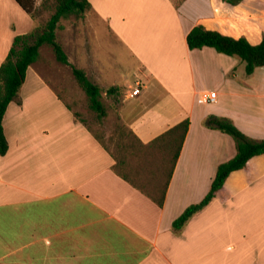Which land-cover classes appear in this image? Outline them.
I'll list each match as a JSON object with an SVG mask.
<instances>
[{
  "label": "crops",
  "instance_id": "1",
  "mask_svg": "<svg viewBox=\"0 0 264 264\" xmlns=\"http://www.w3.org/2000/svg\"><path fill=\"white\" fill-rule=\"evenodd\" d=\"M89 1L92 8L87 12L95 19L101 14L114 16L110 0ZM158 1L168 17L153 24L164 23V33L149 35L155 27L143 39L121 34L139 57L143 79L136 74L134 85L100 84L104 71L87 47L81 68L104 90L123 89L110 98L118 100L121 120L145 144L189 119L163 206L114 170V157L76 119L73 105L49 80V61L40 48V60L28 68L3 121L9 148L0 154V264H264V225L253 229L250 222L241 223L236 209L254 184H264V165L257 163L264 155L232 174L217 197L182 229L173 227L175 219L208 193L218 166L237 153L229 134L208 127L207 118L227 117L240 129L247 127V120H256L255 114L243 112L254 106L252 94L227 86L236 60L211 47L191 50L187 35L203 24L257 44L264 30L260 23L246 20L251 16L237 13L239 4L185 0L176 9L173 0ZM125 18L115 15L117 22ZM40 25L16 0H0V66L14 37ZM214 69L220 79L211 74ZM137 82L140 93L134 96ZM216 90L217 100L208 101ZM257 110H262L255 116L263 124L264 102Z\"/></svg>",
  "mask_w": 264,
  "mask_h": 264
},
{
  "label": "trees",
  "instance_id": "2",
  "mask_svg": "<svg viewBox=\"0 0 264 264\" xmlns=\"http://www.w3.org/2000/svg\"><path fill=\"white\" fill-rule=\"evenodd\" d=\"M224 1L238 5L243 0ZM16 2L28 14L36 18V0H16ZM91 8L92 5L89 0H54V9L45 24L36 27L29 33L14 37L10 51L0 66L1 155L6 154L9 148L3 125L4 116L9 104L16 99L24 84L28 68L40 60V48L42 46L51 47L56 60L61 64L70 66L78 85L88 97L89 107L96 112L100 120L108 114L102 100L103 94L118 96L123 93V89L119 86H111L104 90L99 84L92 81L84 68L78 67L70 61L68 53L57 39V30L61 29L60 22L62 20H67L72 16H82ZM187 43L191 50L211 47L218 53L240 58L246 63L247 74H252L257 68L264 66V36L259 43L253 44L245 36L226 35L217 30L208 29L203 24H198L188 33ZM67 106L71 108L69 104ZM74 115L77 120L86 125L85 121L79 118L80 114L77 111H74ZM119 119L121 120L120 116ZM189 123V119H185L147 144L140 141L125 123H121L116 130V134L119 133L117 145L120 151L117 150L116 152L111 150L104 138L86 126L114 157V170L134 187L153 199L159 206H163L172 170L179 156ZM206 125L232 136L236 143L237 153L233 158L218 166L216 176L205 197L200 202L190 205L175 219L173 227L176 231L182 229L196 213L217 197L218 192L225 186L232 174L245 169L253 158L264 155V138L250 137L231 119L211 115L207 118ZM128 136L133 139V142L130 141L131 145L137 146L140 151L147 152L150 157L155 156L157 152L163 154V162L159 169L152 162L132 163L131 157H137L138 154H135L134 151H127Z\"/></svg>",
  "mask_w": 264,
  "mask_h": 264
},
{
  "label": "rangeland",
  "instance_id": "3",
  "mask_svg": "<svg viewBox=\"0 0 264 264\" xmlns=\"http://www.w3.org/2000/svg\"><path fill=\"white\" fill-rule=\"evenodd\" d=\"M184 1L185 0H173L172 3L177 9L181 8L180 4ZM36 6V18L39 24L43 25L54 9V0H36ZM108 6L114 14L112 17L101 14L98 19H95L90 12H87V15L83 14L79 17L72 16L67 20H63V29L57 31L58 41L65 47L71 62L78 67H84L85 65V47H87L88 51L93 52L100 61V68L104 71V80L98 79L100 84L107 85V83L116 82L119 84L130 83L134 85L136 74L139 75L140 79H143L144 76L138 70L140 66L139 57L133 53L132 46L123 39L121 34L131 39L132 37L143 39V36L146 35L151 28L153 29L156 27L153 22H158L159 19L161 20L168 17V13L165 11V5L158 0H150L149 3H141L134 0H110L108 1ZM215 8L218 9L217 6ZM241 12L246 13L245 16H251L246 20H253L260 23L264 30V0H243L237 7V13L241 14ZM115 15H125L126 18L124 21L119 19L117 22ZM112 22L113 25L111 24ZM165 27V24L162 23L151 31L149 35H154L153 33L158 32L162 34L164 33L163 29H165ZM159 28H162V31H159ZM134 44H138V42ZM41 52L44 54L45 59L49 61L46 66V75L49 80L56 84L60 94L66 97L73 105L75 111L80 114L79 118L84 120L86 125L89 126L95 134L104 138L112 151H120L117 145L119 133L116 134V130L118 129V125L124 122L119 119L117 111L118 100L111 99L109 95L103 94L102 100L107 108L108 114L100 120L96 112L89 107L88 97L78 85L70 66L59 63L55 59L51 47L47 45L41 47ZM229 57L235 59L237 64L234 72L229 74V76H234L230 77L227 86L231 85L236 87V92L239 94H252L250 98L253 97L254 106L247 108V110L243 112H247L250 115H261L262 110H257V107L264 102V66L257 68L252 74H247L245 69L246 63L243 60L234 56ZM211 74L216 77V69H214V72ZM217 77L220 79V74H218ZM242 81H245V83L249 85H253L255 89L245 86ZM243 87H245L244 90ZM215 88L219 89L216 86ZM216 92L218 93V90H216ZM233 99L234 94L231 93L229 101H233ZM255 115V122L252 121V119L250 121L247 120L249 124H247V127H242L241 130L250 137L263 139L264 122L261 124L262 121L260 117ZM240 123L243 125L242 122ZM255 125L259 133H257L258 130H256ZM245 129L248 130V133ZM250 132L255 135H251ZM227 136L235 146L234 138L230 135ZM130 141L133 142V139L131 136H128L126 141L127 151H134L135 154H138L137 157H131L133 164L139 162H153L157 169L160 168L163 162V154L161 152H158L159 154L157 153L156 158L149 159L147 152L140 151L137 146L131 145ZM257 163H262V165H264V157L260 158ZM257 163L255 166H257ZM147 174H149L148 171ZM257 187L260 190H257ZM249 195V197L244 195L240 197L241 203H236V209L237 213L239 212L241 223L249 225L250 222L252 228L255 229L256 227L264 225V184H254L249 191ZM237 223H239V221H237ZM255 244L260 249V244ZM255 251L257 250L254 246L253 252Z\"/></svg>",
  "mask_w": 264,
  "mask_h": 264
},
{
  "label": "built area",
  "instance_id": "4",
  "mask_svg": "<svg viewBox=\"0 0 264 264\" xmlns=\"http://www.w3.org/2000/svg\"><path fill=\"white\" fill-rule=\"evenodd\" d=\"M139 93H140V83L137 82V87L132 91V95L135 96V95H138ZM217 97H218L217 92L216 91H212V92L209 93L207 99H208V101L214 102V101L217 100Z\"/></svg>",
  "mask_w": 264,
  "mask_h": 264
}]
</instances>
